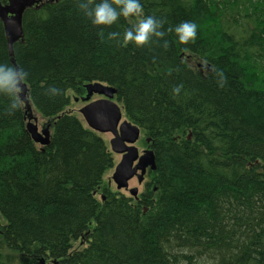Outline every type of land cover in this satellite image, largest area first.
Returning <instances> with one entry per match:
<instances>
[{
	"label": "trees",
	"instance_id": "obj_1",
	"mask_svg": "<svg viewBox=\"0 0 264 264\" xmlns=\"http://www.w3.org/2000/svg\"><path fill=\"white\" fill-rule=\"evenodd\" d=\"M141 3L165 31L141 47L120 42L133 19L93 25L78 0L26 9L11 53L0 21V62L28 72L27 100L51 122L35 144L25 107L0 95L4 246L27 264H264V0ZM186 20L197 36L181 45L168 29ZM96 82L154 153L137 199L102 184L113 154L65 111Z\"/></svg>",
	"mask_w": 264,
	"mask_h": 264
},
{
	"label": "water",
	"instance_id": "obj_2",
	"mask_svg": "<svg viewBox=\"0 0 264 264\" xmlns=\"http://www.w3.org/2000/svg\"><path fill=\"white\" fill-rule=\"evenodd\" d=\"M41 1L8 0L7 5L0 4V21L10 53L14 43L22 37L21 19L24 11L28 8L38 7ZM54 1L57 0H47L49 3ZM84 89L85 96L81 98L82 101L87 102L93 95L102 98L86 103L78 112L90 130L98 134L108 133L112 136L109 140V149L113 154L120 155L121 158L114 166L111 180L117 191L128 190L129 195L135 198L138 189L136 187L128 188V182L135 177L140 183L146 171L155 170L154 153L151 149H145L139 154L135 143L140 137V129L128 120H122V109L113 100L116 95V90L113 87L96 82L85 85ZM25 97L26 87L25 92L21 93V99H25ZM30 110L27 100L25 105L26 131L34 143L42 147L47 146L50 142L49 131L47 128L38 131L36 119L31 116ZM40 263L44 264L42 259Z\"/></svg>",
	"mask_w": 264,
	"mask_h": 264
},
{
	"label": "clouds",
	"instance_id": "obj_3",
	"mask_svg": "<svg viewBox=\"0 0 264 264\" xmlns=\"http://www.w3.org/2000/svg\"><path fill=\"white\" fill-rule=\"evenodd\" d=\"M78 5L84 15L90 18V22L96 26H111L118 18L134 19L135 22L127 27L121 37V44L129 42L137 47L144 46L153 37L160 38L165 35L161 30L162 22L152 15H145L141 0H78ZM174 33L176 40L181 45L194 41L197 36V24L193 21H181L168 29ZM118 33L109 32V37H115ZM165 44L167 42L165 41ZM188 52V48H183ZM201 65L219 76L218 85L223 86L225 76L223 71H216L215 65H209L207 59L200 61ZM28 72L20 65L0 62V95L11 96L12 104L10 110L23 109L27 103V97L21 99L22 91L25 92ZM182 85L173 88L174 94H179ZM48 93L56 95L60 90L56 87H49Z\"/></svg>",
	"mask_w": 264,
	"mask_h": 264
},
{
	"label": "rangeland",
	"instance_id": "obj_4",
	"mask_svg": "<svg viewBox=\"0 0 264 264\" xmlns=\"http://www.w3.org/2000/svg\"><path fill=\"white\" fill-rule=\"evenodd\" d=\"M133 21L135 22V20L133 19ZM85 96V92L82 94V97ZM98 97L100 96H96L93 95L88 101H92L95 99H98ZM76 98V97H75ZM73 97L70 96V101L68 106L65 108V111L68 113H71L73 115H75L80 121H82V123L85 125V122L83 121L81 115L79 114L78 110L85 105L84 101H80L79 98H81V96L77 97L76 100L74 101ZM116 100V99H115ZM118 106H121L120 103H118ZM30 114L32 117H34L36 119V125L38 128V131H40L43 128H47L49 131V135L51 133V122L48 119L43 118L42 116H40L37 112H35V110L32 108V105L30 104ZM122 120H127V118L125 117L124 113H122ZM86 126V125H85ZM104 142L107 144L108 148H109V140L112 138V136L108 133L105 134H101ZM145 141V138L141 135L138 139V141L135 143L136 148L138 149L139 152H141L143 149H147L148 144L145 143V145H143V142ZM38 145V144H37ZM40 146V145H39ZM114 157V165H116L119 161L121 156L120 155H115L113 154ZM113 169H109L107 170L102 177V184L107 185V187L111 190V191H116L115 185L111 180V175L113 173ZM133 187H137L138 192L140 193L142 191V185H139L136 181V179L132 178L131 180H129L128 182V188H133ZM121 193H123L124 195H129L128 192L126 190H120ZM97 199L99 200V193L97 195ZM1 218H0V224L1 222ZM26 258L13 252L10 251L9 249H7L4 246L3 240L0 236V263L2 264H27L26 262ZM47 264H52L51 262H46ZM45 264V263H44Z\"/></svg>",
	"mask_w": 264,
	"mask_h": 264
},
{
	"label": "flooded vegetation",
	"instance_id": "obj_5",
	"mask_svg": "<svg viewBox=\"0 0 264 264\" xmlns=\"http://www.w3.org/2000/svg\"><path fill=\"white\" fill-rule=\"evenodd\" d=\"M44 3H48L47 0H42V1L39 3V6L36 7V8L32 7V8H28V9H38V8H40ZM0 4H1V5H7V4H8V0H0ZM98 98H100V97H98ZM79 100L82 101L81 98H79ZM147 148L149 149V146H147ZM143 150H144V149H143ZM143 150H142V151H143ZM142 151H141V152H142ZM149 172H150V171H146V173H145V175H144V177H143V180H142L140 183L137 182L139 185H142V190L144 189L145 183L147 182V178H148L147 175H148ZM134 179H136V178L134 177ZM136 181H137V180H136ZM154 190H155V189H153V191H154ZM141 192H142V191H141ZM141 192H140V193H141ZM138 193H139V192H138ZM140 193H139V194H140ZM139 194H138V195H139ZM137 197H138V196H137ZM134 199H137V198H134Z\"/></svg>",
	"mask_w": 264,
	"mask_h": 264
}]
</instances>
